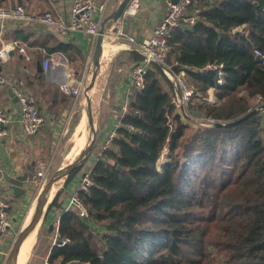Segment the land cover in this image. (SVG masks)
<instances>
[{
	"label": "trees",
	"instance_id": "1",
	"mask_svg": "<svg viewBox=\"0 0 264 264\" xmlns=\"http://www.w3.org/2000/svg\"><path fill=\"white\" fill-rule=\"evenodd\" d=\"M189 9L196 21L168 39L175 70L184 68L193 88L187 113H174L172 83L152 63L91 166L92 184L78 191L90 219L61 207L80 166L49 203L44 217L59 209L58 240H67L51 245L48 264H264V115L216 126L264 98V66L253 53L264 52V0H194ZM210 64H222V83ZM209 88L217 101L207 100ZM195 115L214 122L193 131ZM165 148L169 160L160 162Z\"/></svg>",
	"mask_w": 264,
	"mask_h": 264
},
{
	"label": "crops",
	"instance_id": "2",
	"mask_svg": "<svg viewBox=\"0 0 264 264\" xmlns=\"http://www.w3.org/2000/svg\"><path fill=\"white\" fill-rule=\"evenodd\" d=\"M97 1L103 5L102 16L99 19L100 25L104 17L117 8L121 0ZM138 1L137 13L129 16L122 15L116 21H112L108 29L109 33L110 31L123 32L137 39L150 36L165 14L168 2L172 0ZM72 4L73 0H0V6L23 5L32 12L50 11L54 16L64 20L69 19ZM11 40H18L26 44L30 58L26 59L22 53L12 51L10 58L4 63H0V71L11 81L20 82L21 89L37 104L43 122L35 133H24L19 122L18 99L10 94L11 90L8 85L0 88V107L8 118L4 125L7 133L0 137V174L3 179L1 190L7 193L11 207V226L6 233L0 234V264L6 263V256L16 236L33 215L37 194L30 197L33 193L30 186L33 187L36 184L39 178L37 173L43 168L42 165H44L43 170L45 171L52 159V161L60 160L59 157L56 159L59 152L64 153V156L67 155L70 151L67 150V144L70 143L68 146L71 149L73 145L70 142L71 136L73 135L74 138L75 130H77L81 120L84 121L87 136L80 151L84 149L90 138L84 95L86 85L84 86L85 80H83L87 78L89 61L92 62L94 49L89 36L81 31H65L41 23L9 21L2 25L0 45L2 42ZM131 50L127 44L117 42L113 36H104L100 63L101 58L108 55H112L113 61L102 82L98 84L101 92L98 96L99 115L95 119L97 126L95 156L107 133L120 125L119 115L126 111L129 94L132 91L128 72L131 66L139 60H135L130 55ZM47 53H54L56 56L57 53H62L65 59L57 56L50 67L45 70L42 65ZM168 58L170 62H175L172 55ZM38 63L42 67L41 71L38 69ZM66 79H70L72 86L78 88L79 93L77 95L66 94L61 91L60 84ZM93 88L89 93L91 104ZM93 107L94 105H92V114L94 115ZM75 118L76 123H74ZM95 159L96 157L86 164L84 169L79 171L64 187L62 196L60 195L61 207L77 190L81 173L90 168ZM60 163L56 164V169L61 167ZM6 175L10 177L27 175L22 185L25 192L19 196L14 195L5 178ZM63 182L64 177L53 184L48 202ZM42 186L39 187V191ZM30 212L32 214L28 217ZM60 213L59 209H51L46 213L43 220L44 224H47L54 234ZM26 220L27 222H25ZM36 228L34 229L35 236Z\"/></svg>",
	"mask_w": 264,
	"mask_h": 264
},
{
	"label": "built area",
	"instance_id": "3",
	"mask_svg": "<svg viewBox=\"0 0 264 264\" xmlns=\"http://www.w3.org/2000/svg\"><path fill=\"white\" fill-rule=\"evenodd\" d=\"M193 1L194 0L169 1L167 10L160 23L153 29L152 34L148 37L137 39L123 32L115 33L111 31L110 34H108L117 39V42L125 43L129 48L137 50L140 53L139 60L131 66L128 72L131 88H141L144 84L145 74L150 65L152 63L159 64L163 73L173 86L171 103L174 106V113H179L181 115L187 113V106L191 100L193 88L186 79L185 69L179 68V70H175L174 67L176 62L169 61L170 45L168 39L174 28L185 26L190 27L196 21L195 14L189 9V6ZM138 8L139 1L130 0L122 15H135ZM102 11L103 5L97 0H73L69 19L64 20L60 17L54 16L50 11L32 12L23 5L0 6V32L2 25L9 21L20 23H41L65 31L84 32L89 36L92 45H94L99 32V19L102 16ZM240 28L241 27H238L237 29ZM12 51L22 53L26 59L30 58L26 44L18 40H11L2 42L0 45V63L6 62L10 58V53ZM253 53L264 66V52L259 48H254ZM56 58V54L47 53L43 60V68L45 70L48 69L50 64L55 61ZM208 66L216 69V81L222 83L224 74L222 64H210ZM19 83L20 82L11 81L0 71V88L4 85H8L13 95L18 99L20 112L19 122L23 132L26 134H33L42 124L43 117L41 116L35 101L21 89ZM60 89L66 94L77 95L79 93L78 88L72 86L70 79L63 81L60 84ZM207 93L208 101H217V96L215 95L213 88H209ZM250 110H256V112H260L264 115V98L261 95H256L252 98ZM7 121L8 118L0 107V137L5 136L7 133V130L4 128ZM213 122V118L206 117L204 118L203 125H210ZM129 128H132V126L129 125ZM115 135L116 129H112L107 133L105 140L97 150L96 158L101 156L103 151L111 145V141ZM166 149L167 148L164 149V152ZM166 158H168L167 153ZM42 166L44 168V165ZM43 168L38 171V177L43 175ZM90 171L91 167L81 173L77 190L70 195L65 207V209L74 208L79 216L86 219H90V215L80 200L78 191L87 190L92 184ZM2 181L3 179L0 174V234L6 233L11 226L10 201L7 193L1 190ZM54 235V243L59 241L58 244H63L67 240L65 238L58 240L59 234L57 230Z\"/></svg>",
	"mask_w": 264,
	"mask_h": 264
},
{
	"label": "water",
	"instance_id": "4",
	"mask_svg": "<svg viewBox=\"0 0 264 264\" xmlns=\"http://www.w3.org/2000/svg\"><path fill=\"white\" fill-rule=\"evenodd\" d=\"M130 0H121L119 5L115 10H113L110 14H108L104 19L102 20L100 26H99V32L96 37V41L94 44L93 49V55H92V69L89 76V81L87 85L84 88V95L86 98V117L88 125L90 126V138L87 145L80 151V153L73 159V161L67 163L65 166L60 167L56 169L50 177L47 179V181L43 184L42 188L40 189L39 193L37 194L35 198V208L34 213L29 220V222L23 227L18 235L16 236L7 256H6V264H16L17 262V256L19 253L20 246L24 239L27 237V235L33 231L38 223L41 221V218L43 215H45L46 209L51 202V200L48 202V194L50 191V188L55 183V181L60 177L64 176V179L69 174V172L74 169L75 167H78L89 155V153L92 151L95 141H96V127L94 123V115L92 114V104H91V97H90V91L92 90L95 78L97 76V73L100 68V57H101V44L104 42V36L110 34L108 32V29L112 23V21H116L119 19L125 7L127 6L128 2ZM176 0H172V2H175ZM11 52L10 54H12ZM59 57L65 59V57L62 55V53H57ZM38 69L41 71L42 67L38 63ZM10 94L13 96V93L10 92ZM14 97V96H13ZM256 113V110H250L245 115L225 123L217 122L216 126H224V127H231L252 114ZM165 161V160H164ZM119 167V166H118ZM6 180L8 181L11 190L13 191L14 195L19 196L25 192V188L22 187L23 181L26 180L27 175H17L16 177H10L6 175ZM55 244V243H53ZM52 247V246H51Z\"/></svg>",
	"mask_w": 264,
	"mask_h": 264
},
{
	"label": "rangeland",
	"instance_id": "5",
	"mask_svg": "<svg viewBox=\"0 0 264 264\" xmlns=\"http://www.w3.org/2000/svg\"><path fill=\"white\" fill-rule=\"evenodd\" d=\"M112 61H113L112 55H108V56H105L104 58H101L100 68H99V71H98L97 76L95 78V85H94L93 92H92V105H94V107H93L94 123H95L96 128H97V126H96V120L95 119L99 115V112H98V105H99L98 104V96L101 92V90L98 87V84L102 82L104 76L107 74V72L111 66ZM92 66L93 65H92V62L90 60L89 61V71L86 75L87 78L83 79V80H85L84 86L87 85L88 76H89L90 70L92 69ZM90 67H91V69H90ZM242 93L245 94V92H243V91H242ZM193 119H195V122H191V126H192L191 130L194 131L195 124L203 125L204 117L199 116V115H195V116H193ZM80 123H79L78 127L76 128L77 130H75L74 138H73V135L71 136L70 142H71V145L73 144L71 149L68 146V145H70V143L67 144V150L69 149L70 151L67 153L66 156H64V153L59 152L56 156V159L59 157L60 160L59 161H57V160L52 161L53 160L52 159L49 162L48 167H46L43 175L41 177H39L36 181V184H34L35 186L34 185H33V187H32V185L30 186V188L33 192L30 195V197L31 196L33 197L34 196L33 194H35V196H36V194H38L39 187H41L42 184H44L47 181V179L50 177V175L55 171L57 163L61 162L60 165H61V167H63L67 163L73 161V159H75V157L78 155V153L80 152L81 146L84 145V143H85V139L87 136V133L84 129L85 128L84 127V121L81 120ZM96 139H97V136H96ZM95 144H96V141H95ZM95 144H94L92 151L87 156V158L79 165L80 171L82 169H84L85 165L88 164L90 161H92L93 158L95 157V155H94V150L96 147ZM166 153H167V149L165 152H163V154L160 158V162L169 159V158H166ZM190 162L191 161L188 160V163H190ZM190 165H191V163H190ZM191 166H192L191 168H195L196 170L198 169V167L193 165V164ZM196 175H197V172L195 174H193V172L191 171V175L189 176L190 177V184H193L197 180ZM57 184H56V186H57ZM63 184H64V182H63ZM63 184L62 185L60 184L59 188H61L63 186ZM61 196H62V194H61ZM43 220H44V215L42 216L41 221L37 225L36 236H34V240H33V247L31 248V251L29 253V256H28L25 264H48L47 263V256L49 254V250H50L51 245H53V243H54L55 235L52 232V229H50V227L47 224H44L45 222H43ZM98 235L96 234V236H98ZM207 264H219V262L217 259L216 260L211 259L207 262Z\"/></svg>",
	"mask_w": 264,
	"mask_h": 264
},
{
	"label": "bare ground",
	"instance_id": "6",
	"mask_svg": "<svg viewBox=\"0 0 264 264\" xmlns=\"http://www.w3.org/2000/svg\"><path fill=\"white\" fill-rule=\"evenodd\" d=\"M102 45H103V42L101 44V56H102ZM81 124V123H80ZM88 142H89V139H88ZM87 142V143H88ZM87 145V144H86ZM85 145V146H86ZM62 177L64 176H60L57 180L61 179ZM56 180V181H57ZM55 181V182H56ZM53 186V185H52ZM52 187L50 188V191H51ZM58 189V188H57ZM50 191H49V194H50ZM57 191V190H56ZM49 194H48V198H49ZM34 213V211H33ZM32 214V212L29 213L28 217ZM28 219V218H27ZM27 222V220L25 221ZM34 230L31 231L27 237L24 239V241L22 242L21 246H20V249H19V253H18V256H17V262L16 264H24L25 261L27 260V257L29 255V252L31 250V246H32V243H33V240H34Z\"/></svg>",
	"mask_w": 264,
	"mask_h": 264
}]
</instances>
